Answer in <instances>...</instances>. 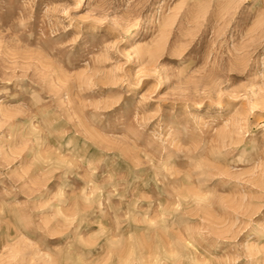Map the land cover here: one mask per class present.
Returning <instances> with one entry per match:
<instances>
[{
	"label": "rangeland",
	"instance_id": "rangeland-1",
	"mask_svg": "<svg viewBox=\"0 0 264 264\" xmlns=\"http://www.w3.org/2000/svg\"><path fill=\"white\" fill-rule=\"evenodd\" d=\"M0 264H264V0H0Z\"/></svg>",
	"mask_w": 264,
	"mask_h": 264
}]
</instances>
